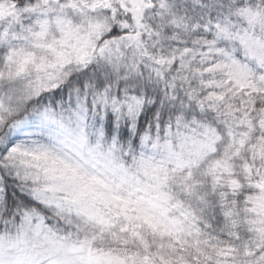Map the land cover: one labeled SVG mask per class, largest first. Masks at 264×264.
<instances>
[{
    "label": "snow or ice",
    "instance_id": "6c2138e0",
    "mask_svg": "<svg viewBox=\"0 0 264 264\" xmlns=\"http://www.w3.org/2000/svg\"><path fill=\"white\" fill-rule=\"evenodd\" d=\"M0 264H264V0H0Z\"/></svg>",
    "mask_w": 264,
    "mask_h": 264
}]
</instances>
